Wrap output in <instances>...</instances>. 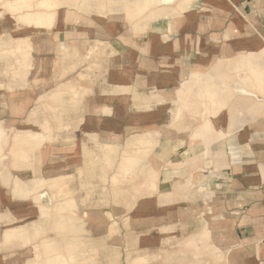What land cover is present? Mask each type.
<instances>
[{"label": "crops", "instance_id": "1", "mask_svg": "<svg viewBox=\"0 0 264 264\" xmlns=\"http://www.w3.org/2000/svg\"><path fill=\"white\" fill-rule=\"evenodd\" d=\"M27 4L1 10L0 264H264V0H54L53 35Z\"/></svg>", "mask_w": 264, "mask_h": 264}, {"label": "rangeland", "instance_id": "2", "mask_svg": "<svg viewBox=\"0 0 264 264\" xmlns=\"http://www.w3.org/2000/svg\"><path fill=\"white\" fill-rule=\"evenodd\" d=\"M8 1H13V0H1L0 2L2 3H0V11L1 10H3L4 9V3H6V2H8ZM25 2H28L29 3V6H28V4H27V8L29 9H31V7H33L34 9L35 8H38L39 10H41L42 11V9L44 10V19H42V18H37V20H35L34 21V24H35V22L37 21L38 23L39 22H42V25H41V28H43L44 27V29H45V31H46V33H49V28H48V24H46V18L48 17V15H49V11L51 10V8H49V7H46L45 5L44 6H42V4H43V2L42 1H44V0H41L40 2H39V4H35V2H36V0H24ZM37 1H39V0H37ZM102 2H104V4L105 3H108V0H102ZM31 4H32V6H31ZM24 7H25V5H24ZM15 8H17V6L14 4V6H13V10L15 11ZM68 8L69 7H67V8H63L64 10V12H67L70 16H71V20L73 21V19H74V14L72 15V14H70V12L68 11ZM77 9V12L78 13H84V12H82V11H80V10H78V8H76ZM125 12V11H124ZM77 13V14H78ZM15 14H18V13H12V15H15ZM5 18H8V17H6V15H4L3 16V18H0V21H3V22H5L6 20H5ZM68 19H69V17H68ZM69 21V20H68ZM34 24H32V25H30L29 26V28H35V30H36V28L37 27H35V25ZM19 26V25H18ZM38 28H40V25H39V27ZM2 40V39H1ZM17 45V43L14 45V46H16ZM100 46H102V44H99L98 42L97 43H95L94 45H92L91 46V48L88 50L89 51V54H93V53H96L99 49H100ZM67 51H68V49H67ZM24 55H25V53H24ZM18 57L20 58V60H22V63L21 62H19V67H22V65L24 66L25 64H29V62H30V53H29V58H27V57H25L24 58V56H23V53L22 54H18ZM77 91V90H76ZM76 91H74V92H76ZM78 92V91H77ZM78 95H73L74 96V98L77 100L78 99V97H79V93H77ZM1 130H2V128H1ZM7 136V135H6ZM25 139H28V140H30L31 141V139L32 138H28L27 136L26 137H21V135H17L15 138H14V147H15V149H17V144L20 142V141H23V140H25ZM33 139H35V138H33ZM7 142H8V138H6V139H4V142H3V145H2V149L1 150H3V147H4V145H6L7 144ZM110 154H111V151L109 152ZM14 156V155H13ZM1 158H2V154L0 153V160H1ZM15 158V157H14ZM132 181V180H131ZM130 182V181H129ZM126 183H128L127 181H126ZM131 183V182H130ZM114 189H116L115 187L116 186H112ZM128 186H126L125 188H126V194H132V191H131V188H130V192H129V188H127ZM64 188H63V186H60V192L61 193H63L64 192V190H63ZM101 188H88V187H79L78 188V191H80L82 194L84 193L85 194V191L87 190V193L89 194V195H97V194H99V190H100ZM105 190H106V188H104ZM142 190H144V188H141ZM140 189V190H141ZM88 194H86V196H88ZM127 196V195H126ZM96 206V205H95ZM83 220V219H82ZM81 220H78V222H80ZM130 222H131V220L130 219H125V229L127 230V229H129V227H130ZM118 221L117 220H115V219H110V222H109V236L107 235V236H105V234H99V235H94V236H92V241L93 242H98V243H102V244H105V245H107V243H110L111 244V246H113V247H116L117 246V243H120V237L122 238V235H121V233H120V229H119V226H118ZM79 227V228H78ZM112 227H114V229H115V232H111V228ZM80 228H82V227H80V225H79V223H78V225H77V229H80ZM82 232H79L78 234H77V242L78 243H84V242H90L88 239V236L87 237H85L84 236V233H83V229L81 230ZM119 237V238H118ZM110 239V240H109ZM122 241V240H121ZM94 254L96 253V252H93ZM125 260H128V258L126 257V259ZM109 264H123V262H122V256H121V254L120 253H116L115 251H112V250H109ZM126 264H133L130 260H128V262L126 263Z\"/></svg>", "mask_w": 264, "mask_h": 264}, {"label": "bare ground", "instance_id": "3", "mask_svg": "<svg viewBox=\"0 0 264 264\" xmlns=\"http://www.w3.org/2000/svg\"><path fill=\"white\" fill-rule=\"evenodd\" d=\"M1 1V0H0ZM19 1V0H18ZM24 1V0H23ZM43 2V4H42V6H46V7H49V8H51V9H53L54 8V6H55V4H54V0H44V1H42ZM1 3V2H0ZM3 3V2H2ZM1 3V4H2ZM20 3H21V0H20ZM5 4V3H4ZM5 6V5H4ZM5 15V12H3V11H0V18H3V16ZM23 21H25V20H23ZM54 17H53V15H48V17L46 18V24H48V28H49V34H51V35H53V33L55 34L56 32L53 30V28H54ZM4 24H5V22H0V29H2L3 27H4ZM32 24H34L33 22H31V21H29V22H27V23H25L24 22V24L23 25H25V26H27L28 28H29V26L30 25H32ZM35 27H39V25H40V28H41V25H42V22H35ZM30 30H32V31H35V28H29ZM6 44L5 43H3L2 41H0V47H2V46H5ZM88 46V45H87ZM25 49H27V50H29L30 51V46L28 45V44H26V46H25ZM197 240V239H196ZM195 242H198V241H195ZM193 244V243H192ZM199 245H200V243H199ZM193 247H195V244L193 245Z\"/></svg>", "mask_w": 264, "mask_h": 264}]
</instances>
